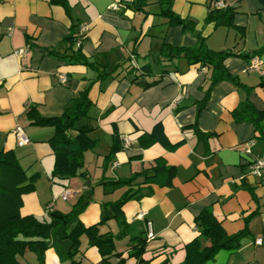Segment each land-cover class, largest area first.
I'll list each match as a JSON object with an SVG mask.
<instances>
[{
  "label": "crops",
  "instance_id": "0c3cea01",
  "mask_svg": "<svg viewBox=\"0 0 264 264\" xmlns=\"http://www.w3.org/2000/svg\"><path fill=\"white\" fill-rule=\"evenodd\" d=\"M132 1L69 0L70 15L52 0H0V150L14 151L28 174L38 175L34 190L22 196V215L48 220L50 210L68 213L93 186L80 219L85 225L97 223L108 212L106 203L130 187L138 189L143 178L111 192L100 183L150 170L163 156L177 168L173 184H152L141 197L126 202L123 226L116 218L100 226L102 233L123 231L115 239L123 264L182 263L184 245L200 233L196 217L206 207L229 235L248 230L239 249H222L207 264H264V177L250 172L251 162L264 155V118L257 120L258 111L264 110V51L244 56L264 45V6L259 0H217L236 9L235 26L218 27L207 21L211 0H173L174 11L193 23L185 28L170 25L158 4L146 13L127 7ZM114 3L126 8L113 9ZM83 26L81 50L89 63L53 52L65 53V37ZM200 36L212 50L236 53L225 60L235 80L213 83L210 67L185 58L159 61L165 42L195 46ZM131 65H150L148 81L166 72L159 83L144 88L135 80L139 71L130 72ZM103 71L108 74L96 79ZM90 81L89 136L95 146L84 153L86 176L53 178L55 152L49 140L55 129L33 124L28 112L35 108L43 117L60 116ZM237 109L243 110L242 118L235 115ZM157 122L163 123L172 143L180 142L177 148L151 138ZM18 128L28 143H19ZM115 131L132 143L112 154ZM249 140L255 141L251 153L245 151ZM66 191L68 199L62 197ZM141 236L147 237L145 251L131 255L132 239ZM258 238L262 244H256ZM75 259L76 264H101L102 256L83 235ZM18 260L75 264L62 260L54 247L46 251L43 263L33 251ZM118 260L110 258L111 264Z\"/></svg>",
  "mask_w": 264,
  "mask_h": 264
},
{
  "label": "trees",
  "instance_id": "16d2710c",
  "mask_svg": "<svg viewBox=\"0 0 264 264\" xmlns=\"http://www.w3.org/2000/svg\"><path fill=\"white\" fill-rule=\"evenodd\" d=\"M259 1L264 6V0ZM52 2L62 5L68 14H72V5L69 0H52ZM218 3L217 0L210 1L207 21H212L217 26H235V7L230 5L220 7ZM151 4L160 6V14L168 18L170 25L181 24L185 28L192 26V22L174 11L173 0H133L127 7L149 13L148 7ZM124 8L126 5H122L120 9ZM79 31L80 28H74L65 37L64 42L67 44L65 53L56 49H53V52L62 58L68 57L86 64L90 61L81 50L84 34H80ZM263 51L264 45L258 51L246 53L244 56H259ZM234 54L236 53L232 50L210 49L206 44V38L200 36L195 46H176L165 42L158 57L160 62L164 60L173 62L185 58L191 63L208 66L212 69V81L216 83L223 79H236L225 65V60ZM137 71L139 74L136 75L135 80L144 88L159 83L166 72L164 70L158 79L148 81L146 77L153 75L150 65L141 69L131 65L130 72ZM107 74L108 72L103 71L96 79L103 78ZM93 82L90 81L72 97L60 116L43 117L37 113L35 108H31L28 112L33 124L48 125L55 129L54 135L49 140L55 152L53 178L69 179L78 175L86 176L84 153L95 146V141L89 136L93 130L89 115L93 104L89 96V88ZM260 84L264 86V76ZM242 111V109H237L235 115L242 118ZM262 118H264V110L258 111L257 114V120ZM114 135L112 154L124 147V140H121L119 133L115 131ZM150 135L153 140H158L169 149H175L180 144V142L172 143L168 139L162 122L154 125ZM176 174V166L170 165L165 157L160 156L155 159L150 170L136 172L127 178L99 182L106 192H111L123 186H132L137 179L143 178L138 189L134 190L130 187L118 200L106 203L105 208L108 212L105 211L99 222L85 225L80 219L81 212L91 202L93 186L84 190L70 212L63 213L53 209L49 211L48 220H40L35 215H22L21 213L22 196L34 190L38 175H29L14 151L0 150V264H19L18 256L24 255L26 251H33L38 260L43 263L46 251L51 247L56 249L62 260H70L76 264L78 262L75 257L80 252L83 235L87 236L89 246L98 248L102 256L101 264H111L112 256L119 258L114 264H123L125 258L115 248V239L122 236L123 231L119 234L111 231L102 233L100 226L112 218H116L123 226L125 223L123 207L126 202L141 197L145 190L151 188L152 184L171 186ZM196 222L200 233L184 245L186 255L180 264H207L208 261L215 259L222 249H239L243 244L242 239L248 235L247 229L229 235L222 223L215 217L212 209L208 207L199 213ZM131 243L132 252L130 254L142 255L147 244V237H135Z\"/></svg>",
  "mask_w": 264,
  "mask_h": 264
},
{
  "label": "built area",
  "instance_id": "2783aa9c",
  "mask_svg": "<svg viewBox=\"0 0 264 264\" xmlns=\"http://www.w3.org/2000/svg\"><path fill=\"white\" fill-rule=\"evenodd\" d=\"M219 6H224L223 3L219 2L218 3ZM112 8L113 9H116V10H120L121 8V3H114L112 4ZM86 30V27L83 26L80 28V34H83ZM80 43V41H79ZM78 43V44H79ZM256 64H254L253 66H255ZM61 79L63 81H65L67 78L65 75H61ZM17 136H18V139H19V143L20 144H26L29 142V138L28 136L26 135V133L21 129V128H18L17 129ZM255 141L254 140H249L247 143H246V148H245V151L248 152V153H251V145L254 143ZM131 140L128 139V138H124V147H129L131 145ZM250 172L259 176V177H264V155L262 156H258L256 157L250 164ZM70 193L69 191H66L64 194H63V198L64 199H68ZM153 236V233L150 231L149 232V237H152ZM256 244H262V239L261 238H258L256 239Z\"/></svg>",
  "mask_w": 264,
  "mask_h": 264
},
{
  "label": "rangeland",
  "instance_id": "374dc122",
  "mask_svg": "<svg viewBox=\"0 0 264 264\" xmlns=\"http://www.w3.org/2000/svg\"><path fill=\"white\" fill-rule=\"evenodd\" d=\"M205 20H206V19H205ZM211 22H212V21H211ZM211 22H210V23H211ZM212 23H213V22H212ZM220 26H224V25H218V27H220ZM225 26H226V25H225ZM26 253H29V251H26ZM19 256L22 257V258L24 257V255H19Z\"/></svg>",
  "mask_w": 264,
  "mask_h": 264
}]
</instances>
